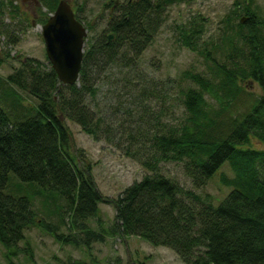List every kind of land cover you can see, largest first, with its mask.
<instances>
[{
	"label": "trees",
	"instance_id": "1",
	"mask_svg": "<svg viewBox=\"0 0 264 264\" xmlns=\"http://www.w3.org/2000/svg\"><path fill=\"white\" fill-rule=\"evenodd\" d=\"M159 1H126L124 11L105 30L114 39L107 42L104 33L88 43L78 84L63 85L51 65L42 70L36 59H28L7 77L8 84L38 101L28 113L11 114L0 106V243L7 259L16 254L32 226L51 227L58 240L63 236L55 226L37 220L32 197L6 192L8 174L13 173L21 182L37 184L33 196L55 206V211L47 208L48 213H58L62 220L61 208L67 209L69 227L81 237L63 236L67 241L89 248L106 236H137L172 250L182 264H264V148L243 147L251 137L264 144V18L249 9V1L243 8L245 22L236 23L234 33L224 38L225 61L209 59L214 77L181 73L196 87L181 93V119L165 123L153 136V154L141 162L149 173L141 180L118 197H107L96 184L92 163L73 149L65 119L98 140L102 125L93 105L97 94L93 74L135 62L150 42L151 16L172 2ZM43 3L54 12L57 0ZM2 10L0 5V16ZM204 20L181 24L179 42L194 50ZM242 82H256L261 94L253 96ZM11 96L16 98L14 108L23 107L16 93L11 91ZM161 162L180 163L195 189L227 163L233 177L221 175L220 181L231 189L214 206L209 194L200 195L164 176ZM100 203L114 207V222L109 229L94 230L87 220L100 222Z\"/></svg>",
	"mask_w": 264,
	"mask_h": 264
},
{
	"label": "rangeland",
	"instance_id": "2",
	"mask_svg": "<svg viewBox=\"0 0 264 264\" xmlns=\"http://www.w3.org/2000/svg\"><path fill=\"white\" fill-rule=\"evenodd\" d=\"M69 1L87 28L86 51L88 43L104 34L116 18L117 11L109 9V5L115 1H119L120 6L125 5L127 0ZM247 1L249 9L264 18V0H173L162 4L158 15L151 16L153 31L150 42L135 62L126 67L111 66L93 74L97 88L93 105L102 125L98 140L68 119H65V125L71 132L73 149L92 163L96 184L103 195L116 198L127 186L149 173L141 162L153 154V136L159 134L165 123L176 124L181 119V93L188 87H196L190 80L181 78V73L187 71L206 78L214 77L209 59L225 61L224 38L234 33L235 25L242 17H247L243 10ZM41 2L33 8L29 3L22 5L20 0H0L3 6L0 16V106L11 114L28 113L26 110L32 112L31 108H36L38 101L18 86L8 84L7 77L22 69L28 59L38 60L42 70L50 65L41 28L53 12ZM194 18L205 19V26L196 48L191 50L179 42L178 28ZM241 84L249 86L248 91L253 96L261 94L256 82ZM11 91L20 97L23 107H13L16 98L11 96ZM208 100L215 106L212 99ZM243 147L263 149L264 144L251 137ZM159 170L186 189L200 195L209 194L214 206L231 189L220 181L221 175L233 177L227 163L199 189L192 186L180 163L161 162ZM37 188L35 183H24L13 173L8 174L6 192L32 197V209L37 220L43 219L55 226L54 231L59 235L76 240L81 238L79 232L69 227L67 209L61 208L62 220L58 213H48L47 208L55 211V206L33 196ZM59 203L63 204L62 201ZM114 216L112 205L100 203V222L92 218L87 220V225L94 230L109 229ZM49 229L51 227L40 225L27 229L24 240L18 243L17 252L10 259L6 258V250L0 243V264H111L117 259L122 264H182L172 250L153 246L137 236H106L103 242H93L88 248L81 243L67 241L63 236L58 240Z\"/></svg>",
	"mask_w": 264,
	"mask_h": 264
},
{
	"label": "water",
	"instance_id": "3",
	"mask_svg": "<svg viewBox=\"0 0 264 264\" xmlns=\"http://www.w3.org/2000/svg\"><path fill=\"white\" fill-rule=\"evenodd\" d=\"M246 18L242 17L240 22L244 23ZM41 34L47 59L59 82L63 85L78 84L87 30L75 18L67 1H59L54 13L42 26ZM107 38L111 42L114 34H108Z\"/></svg>",
	"mask_w": 264,
	"mask_h": 264
},
{
	"label": "flooded vegetation",
	"instance_id": "4",
	"mask_svg": "<svg viewBox=\"0 0 264 264\" xmlns=\"http://www.w3.org/2000/svg\"><path fill=\"white\" fill-rule=\"evenodd\" d=\"M20 1H21V4L22 5H24V4L26 5L27 3H29L33 8L36 7L41 2L40 0H20ZM53 1H55V0H53ZM59 1H61V0H57V4L59 3ZM65 1H67L70 4V6H71V8L73 10L74 16L77 19V17H76V14H77L76 8L73 6V4L69 0H65ZM132 2H133V0H128V3H132ZM159 2H160V4H162L164 2V0H160ZM56 7H57V5H56ZM125 7H126V4L120 6L119 1H117V3L116 2H113V4L111 6L109 5V9L116 10L117 11V13H118L117 14V17L120 16V14L124 11ZM108 34L109 33H107V34L105 33V35H104L105 38H106V40H107V42H108V38H107L108 37Z\"/></svg>",
	"mask_w": 264,
	"mask_h": 264
}]
</instances>
